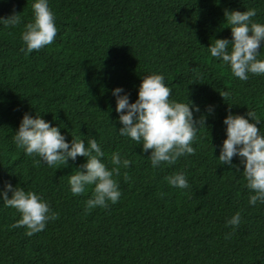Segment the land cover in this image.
<instances>
[{"label": "trees", "instance_id": "obj_1", "mask_svg": "<svg viewBox=\"0 0 264 264\" xmlns=\"http://www.w3.org/2000/svg\"><path fill=\"white\" fill-rule=\"evenodd\" d=\"M31 3L0 0V16L21 18L14 29L0 26V188L10 181L35 191L59 216L27 236L26 228L12 227L20 213L0 204V264H264V204L248 203L239 157L232 158L239 171L218 159L229 111H254L264 132V75L240 80L208 51L215 38L231 40L225 9L254 7L252 19L264 23V0H49L57 35L26 55L20 34ZM153 72L164 74L170 99L189 96L200 108L194 117H205L194 153L155 169L151 150L118 135L112 94L123 86L134 101ZM36 111H48L41 115L69 141L71 133L94 136L108 167L113 151L131 161L116 177L118 202L86 209L92 186L69 191L68 175L85 157L50 167L16 147L14 130L25 112ZM177 171L187 188L167 183ZM237 211L234 229L226 221Z\"/></svg>", "mask_w": 264, "mask_h": 264}, {"label": "clouds", "instance_id": "obj_2", "mask_svg": "<svg viewBox=\"0 0 264 264\" xmlns=\"http://www.w3.org/2000/svg\"><path fill=\"white\" fill-rule=\"evenodd\" d=\"M32 19L23 25L20 34L21 51L27 55L33 50H40L51 44L57 35L55 13L49 0H32ZM257 15V9L247 7L246 10L225 9L224 21L231 28V40L215 38L208 46L211 57L227 65L231 74L240 80L249 79V74L264 75V23L252 18ZM21 24L17 13L7 17L0 16V26L14 29ZM171 88L165 83L163 73L153 72L143 76L138 95L130 101V94L123 86L112 89L115 97V111L119 114L120 127L118 135L130 138L136 144L142 145V151L148 152L152 168H158L162 163L174 164L184 155L194 153L193 142L197 132L204 125L205 117H194L199 112V105L187 97V102L170 99ZM225 98L228 91L221 92ZM214 109L209 106L208 111ZM36 111L33 116L25 112L20 124L14 130L12 141L17 148L23 149L26 156L38 157L34 163L47 164L50 167L67 166L69 160L76 161L78 156L86 160L68 175L69 191L73 195L82 194L87 186H92V195L85 201V208L97 206L106 208L108 202L116 203L122 193L116 177L121 175V168L127 169L131 161L119 151H113L108 158V167L104 162L105 152L94 136L85 141L72 135L69 141L60 127L46 120ZM226 125V137L220 147L218 159L230 166L232 158L239 157L243 165L242 174L245 186L249 190L248 203L264 204V132L258 128L261 120L257 114L248 110L246 114H236L231 111L223 119ZM125 179L127 178L126 173ZM167 183L175 188L188 187V179L182 171H177L166 177ZM11 192V196H9ZM0 200L4 207H11L20 213L13 228H26L25 235L31 236L42 231L46 222L58 218L59 213L53 211L50 204L37 192L25 190L19 184L5 182L0 188ZM241 222V214L235 212L226 221L235 229Z\"/></svg>", "mask_w": 264, "mask_h": 264}]
</instances>
